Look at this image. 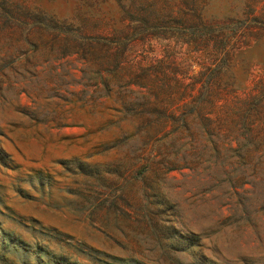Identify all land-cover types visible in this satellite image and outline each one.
I'll return each instance as SVG.
<instances>
[{"label":"rangeland","instance_id":"obj_1","mask_svg":"<svg viewBox=\"0 0 264 264\" xmlns=\"http://www.w3.org/2000/svg\"><path fill=\"white\" fill-rule=\"evenodd\" d=\"M206 1L209 17L250 21L227 68L234 97L208 131L199 85L176 87L179 107L148 111L150 127L145 90L126 94L132 107L91 97L60 37L108 33L120 1L0 0V264H264V0ZM134 45L184 85L207 62L172 38ZM165 118L177 123L159 132Z\"/></svg>","mask_w":264,"mask_h":264},{"label":"trees","instance_id":"obj_2","mask_svg":"<svg viewBox=\"0 0 264 264\" xmlns=\"http://www.w3.org/2000/svg\"><path fill=\"white\" fill-rule=\"evenodd\" d=\"M118 1L121 23L113 24L108 33L94 32L86 26H78L70 37H60L65 43L64 47L69 49L68 53L76 54L81 59L83 67L80 71L91 74V83L87 85L94 87L91 97L114 93L122 98L124 104L132 107L137 104H131L133 99L126 94L134 92L133 86L138 87L145 90L144 93L139 92L144 95L138 98L139 101H146L140 102L137 114L143 118L148 111L154 109L162 110L165 115L175 112L179 105L172 110L171 92L179 87L191 95L199 85V88H203L204 95L202 99L192 103V108L195 113H203L201 129L204 127L208 131L214 118L211 113L234 97L232 83L226 73L240 36L250 28V21L247 22L249 18L236 24L223 23L207 15L206 0ZM252 12L253 9L251 15ZM254 19L257 17L254 16ZM153 37L172 38L176 43L185 44L205 56L207 62L201 66L198 75L192 77V82L185 86L184 80L170 75L172 71L164 57L135 53V43L146 42ZM159 92H163V96L160 97ZM146 93L156 98L152 100ZM228 95L232 98H228ZM137 111L134 110L133 114ZM227 119L232 118H217L222 125ZM181 121L183 129L191 134L195 118H183ZM142 123L147 127L151 126L149 119L143 118ZM175 123L177 118L162 119L157 123L158 131L166 133L167 127ZM183 131L177 129L176 133L182 134ZM218 132L226 133L222 126ZM197 135L201 136V133L197 132ZM176 137H173L174 140Z\"/></svg>","mask_w":264,"mask_h":264}]
</instances>
